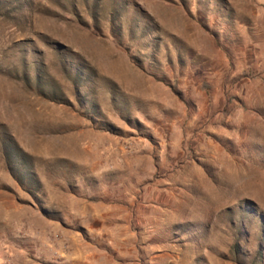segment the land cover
<instances>
[{
    "label": "rangeland",
    "instance_id": "rangeland-1",
    "mask_svg": "<svg viewBox=\"0 0 264 264\" xmlns=\"http://www.w3.org/2000/svg\"><path fill=\"white\" fill-rule=\"evenodd\" d=\"M0 264H264V0H0Z\"/></svg>",
    "mask_w": 264,
    "mask_h": 264
},
{
    "label": "trees",
    "instance_id": "trees-1",
    "mask_svg": "<svg viewBox=\"0 0 264 264\" xmlns=\"http://www.w3.org/2000/svg\"><path fill=\"white\" fill-rule=\"evenodd\" d=\"M204 86H205V84H204Z\"/></svg>",
    "mask_w": 264,
    "mask_h": 264
}]
</instances>
